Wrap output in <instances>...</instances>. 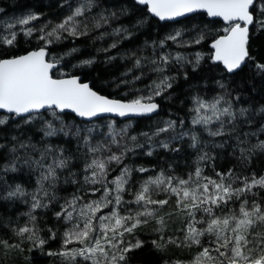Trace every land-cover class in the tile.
<instances>
[{
    "label": "snow or ice",
    "instance_id": "1",
    "mask_svg": "<svg viewBox=\"0 0 264 264\" xmlns=\"http://www.w3.org/2000/svg\"><path fill=\"white\" fill-rule=\"evenodd\" d=\"M56 6L0 22V264H264V0Z\"/></svg>",
    "mask_w": 264,
    "mask_h": 264
},
{
    "label": "trees",
    "instance_id": "2",
    "mask_svg": "<svg viewBox=\"0 0 264 264\" xmlns=\"http://www.w3.org/2000/svg\"><path fill=\"white\" fill-rule=\"evenodd\" d=\"M32 8H35L36 10H41L47 13L48 15L45 17V19L47 18L59 19L60 15L62 14L57 9L56 0H0V22L4 20L11 21V18L19 17L22 14H24L28 9H32ZM211 21L213 20L209 18L205 19L206 23H210ZM215 21H217L214 25L215 27L218 28L222 26L218 22L219 20H215ZM42 22L43 20L40 21V23ZM88 43L90 44L91 42L88 41ZM99 46H100L99 44L95 45V47H99ZM253 47L260 54H264V34L255 35L253 37ZM177 50H182V49H177ZM254 54L256 53L254 52ZM177 91H179V89H177ZM180 159L182 161V158ZM149 161L151 163H156V158H148V160H142L139 162H143L147 164ZM181 170H183V168H181ZM22 211H26V208L17 207L15 209L6 210L5 208L0 207V214L9 215L13 217ZM38 214H41V213H38ZM49 222H51L50 217H49ZM41 226H43V221L41 222ZM144 231L147 234L149 232V229L146 228ZM142 238L147 239L148 236L145 235ZM16 264H25V257L19 256L18 258H16ZM40 264H47V261L41 259Z\"/></svg>",
    "mask_w": 264,
    "mask_h": 264
},
{
    "label": "water",
    "instance_id": "3",
    "mask_svg": "<svg viewBox=\"0 0 264 264\" xmlns=\"http://www.w3.org/2000/svg\"><path fill=\"white\" fill-rule=\"evenodd\" d=\"M209 19H211V20H219V18H209Z\"/></svg>",
    "mask_w": 264,
    "mask_h": 264
}]
</instances>
